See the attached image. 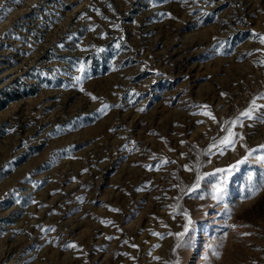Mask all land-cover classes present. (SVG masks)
Listing matches in <instances>:
<instances>
[{
	"label": "rangeland",
	"instance_id": "1",
	"mask_svg": "<svg viewBox=\"0 0 264 264\" xmlns=\"http://www.w3.org/2000/svg\"><path fill=\"white\" fill-rule=\"evenodd\" d=\"M261 38L264 0H0V264H264Z\"/></svg>",
	"mask_w": 264,
	"mask_h": 264
},
{
	"label": "snow or ice",
	"instance_id": "2",
	"mask_svg": "<svg viewBox=\"0 0 264 264\" xmlns=\"http://www.w3.org/2000/svg\"><path fill=\"white\" fill-rule=\"evenodd\" d=\"M261 43H264V38H261ZM93 99H95V97H93ZM253 103H255V102H253ZM242 115L251 118V112H245ZM229 135L232 136V135H234V133H230ZM221 143H223L225 145H228V144L232 143V140L229 137H225L224 140L221 141ZM218 171H222V170H218ZM197 187H198V184H197ZM222 193H223V189L222 188H217L216 189V194L213 195V199H221L222 198ZM189 223H190V221H189ZM187 230H188L187 226H185V232H187ZM154 235H159V234L158 233H154ZM177 235L182 237L184 235V233H179ZM69 247H75V245H69Z\"/></svg>",
	"mask_w": 264,
	"mask_h": 264
}]
</instances>
